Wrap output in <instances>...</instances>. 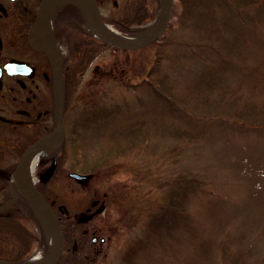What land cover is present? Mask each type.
<instances>
[{"label": "rangeland", "instance_id": "obj_1", "mask_svg": "<svg viewBox=\"0 0 264 264\" xmlns=\"http://www.w3.org/2000/svg\"><path fill=\"white\" fill-rule=\"evenodd\" d=\"M127 1L100 0V9L109 17L124 16ZM156 18L131 26L145 30ZM263 23L246 24L249 37L243 30L234 34L232 50L221 49L226 59L219 64L227 68L217 71L202 66L191 53L174 61L172 52L178 47L186 50L185 39L191 33L176 31L178 40L164 47L171 54L161 63L185 102L182 108L189 110L186 114L171 113L144 87L121 84L139 81L138 68L146 62L151 68L153 48L115 50L102 43L93 45L95 57L77 70L68 88L59 166L51 172L49 166L35 170L33 177L61 215L68 247L83 248L79 255L96 248L92 264H264ZM137 32L141 31L132 33ZM59 42L66 56L68 48ZM99 98L111 108L105 120L98 119L107 111L98 106ZM232 113L237 115L236 123H228L234 120H228ZM250 117L260 124L237 125L239 119ZM142 119L150 129L148 138L106 155L86 179L69 176L70 171L80 172L76 166L92 163L115 142L123 144L132 123ZM73 123L77 133L71 138L67 133ZM178 128L202 134L180 142L172 136ZM178 174L198 178L202 188L190 193L174 228L155 227L150 217L164 199L166 181ZM93 200H97L96 215L81 221ZM11 211L23 212L19 201ZM21 218H13V232L0 229V257L16 260L47 252L37 244L40 233L35 222L29 216ZM92 232L97 237L94 242ZM45 241L48 246L47 231Z\"/></svg>", "mask_w": 264, "mask_h": 264}, {"label": "trees", "instance_id": "obj_2", "mask_svg": "<svg viewBox=\"0 0 264 264\" xmlns=\"http://www.w3.org/2000/svg\"><path fill=\"white\" fill-rule=\"evenodd\" d=\"M97 1L100 2V0ZM127 3L128 13H125L124 16L109 17L102 15L103 20L123 32H135L139 31V28L131 26L132 23L136 25L145 23L147 19H152L161 8V0H128ZM258 22H264V0H173L171 13L164 31L154 42L147 45L154 49L151 68H147L146 62L145 65H142L141 70L138 68L139 81H128L121 84L126 87L133 86L137 89L144 87L156 99L159 98L162 103L167 105L171 113L183 112L186 114V111L189 110L182 108L185 102L181 101L177 91L172 86V80L167 69L164 70L161 63L163 58H167L171 54L167 53L164 47L170 44L171 41L175 43V40H178L176 31L188 30L191 33L189 39H185L186 50L178 47L172 52L174 61L179 60L185 53H191L196 58L199 57L197 61L202 66H208L210 71H217L227 68L224 64H219V62L221 63L226 59L221 57V49L226 46L227 50H232L230 43L234 34L243 30L246 36L249 37L252 35L251 30L246 29L245 25L247 24L250 27V23ZM54 27L55 36L57 39L64 41L68 48V53L63 61L67 96L68 88L70 83L73 84L72 80L75 78L77 70L95 57L93 50L96 49L97 44L112 45L95 34L94 30L86 23L78 6L73 3H66L55 10ZM112 48L119 49L116 46H112ZM72 56L74 59L70 62ZM197 61L195 59V62ZM98 106L107 110L98 119L105 120L111 115V108L101 98H99ZM231 117L234 120L228 123H236L237 115L235 113L228 115V120ZM239 120L241 124L237 123V125L241 126L250 125L253 127L260 124L259 119H251V117L246 121ZM147 125L145 119L132 123L123 144L122 141L115 142L112 147L92 163H82L79 167L76 166L77 170L89 173L95 166L103 163L106 155L112 156L117 151H124L128 146L136 144L137 140L144 141L150 135V129ZM177 125L179 126V123ZM201 134L196 130L178 128L172 136L179 138L182 142L183 138L190 140L193 137L195 140ZM166 183L169 185L164 194V199L160 201L158 207L156 206L157 208L153 215L151 214L149 220L151 225L163 229L167 227L174 228L178 224L185 212V204L190 193L202 188L201 181L198 178L183 174L176 175V177L167 180ZM19 203L23 207V212L16 211L15 215L17 217L29 216L40 226L35 213L27 202L24 200V202L19 201ZM38 243L42 249H46L47 245L43 233ZM222 264L226 263L223 262Z\"/></svg>", "mask_w": 264, "mask_h": 264}, {"label": "flooded vegetation", "instance_id": "obj_3", "mask_svg": "<svg viewBox=\"0 0 264 264\" xmlns=\"http://www.w3.org/2000/svg\"><path fill=\"white\" fill-rule=\"evenodd\" d=\"M40 2L0 0V223L4 224L0 229L7 234L15 230L13 218L16 215L11 211V206L25 200L18 190L16 177L20 158L28 146L54 126L49 60L30 40ZM62 127V142L51 152L38 154L35 165L38 172L46 166H49L48 170L54 168L55 171L59 166L60 151L66 138L65 106ZM68 129L70 132L67 134L72 138L76 125L73 123L71 130ZM47 159L49 164L45 165ZM28 160L29 157L22 168ZM96 204L97 200H93L92 208L87 207L90 213L82 216L81 221L96 215ZM59 217L61 221V215ZM21 219L27 220L26 217ZM67 236L65 233L63 249L54 264H92L96 248H89V251L79 255L78 249L83 248L75 245L68 247ZM96 238L92 232V242ZM100 240L104 239L101 237Z\"/></svg>", "mask_w": 264, "mask_h": 264}, {"label": "water", "instance_id": "obj_4", "mask_svg": "<svg viewBox=\"0 0 264 264\" xmlns=\"http://www.w3.org/2000/svg\"><path fill=\"white\" fill-rule=\"evenodd\" d=\"M48 0H41L38 11L36 14V21L42 15L43 7ZM90 13L93 19V24H91L92 28L95 31V34L106 41L107 43L114 45L123 49H136L143 46H146L153 41H155L160 34L164 31L172 8L173 0H162L161 10L159 12V21L155 28L145 36L139 37L134 40L129 39H118L110 36L104 30V21L101 17V12L96 0H87ZM41 50L46 54L50 64L51 70V85L53 92V112H54V127L53 129L43 135L42 137L35 140L30 146L26 148L23 155L20 158L19 165L17 168V174L20 176V172L22 170V166L25 163L26 159L32 152L39 149L40 147H49L46 151H50L56 146L60 144L63 138V128H62V115H63V106H64V95H65V85H64V76L62 71L61 62H58L48 46L45 45ZM69 175L76 179H86L87 175L81 174L78 172H70ZM17 177V176H16ZM18 188L29 201L30 197L36 200L47 212L49 224L54 235V246L51 253L47 256V258L38 261L31 262L29 259H26L22 262H14L0 258V264H53L59 254L62 251V247L64 244V236L61 228V224L58 220L57 214L52 208L51 204L47 201V199L42 195V193L35 187V185L27 180L18 179ZM30 203V201H29Z\"/></svg>", "mask_w": 264, "mask_h": 264}, {"label": "bare ground", "instance_id": "obj_5", "mask_svg": "<svg viewBox=\"0 0 264 264\" xmlns=\"http://www.w3.org/2000/svg\"><path fill=\"white\" fill-rule=\"evenodd\" d=\"M63 1H67V0H48L43 7L41 17L39 18V20L37 22H35L33 24V28L30 32L31 43L35 47H38V48H44L45 45L48 44V46L52 50V52H53V54H54V56L58 62L62 61V59L64 57V49H63V46L61 45V43L54 37L53 29H52V14H53L54 8L57 6V4H59ZM70 1H74L77 4H79L82 11L84 12V15L88 19V21L91 24H93V19H92L91 13H90V8H89L87 0H70ZM158 21H159V15L154 20V22H152L150 24V26L147 29H145L144 31H141V32H137V33H123L121 31L113 28L109 24L104 25V30L106 33H108L110 36H112L114 38L134 40V39H137L139 37L145 36L148 33H150L155 28ZM37 161H38V156L35 153L29 158L25 167L22 168V170L20 172V176L17 174V178L21 179V180L24 179V180L32 182L33 177H34L35 165H36ZM29 201H30L31 205L33 206V208L35 209L36 213L38 214L39 218L43 221V223L46 227V230L49 234V242H50L49 251L44 255H40V254L33 255L29 259V261H31V262H38V261H41V260L47 258V256L53 250L54 235L52 233V230H51V227L49 224L47 212L33 198L30 197Z\"/></svg>", "mask_w": 264, "mask_h": 264}]
</instances>
